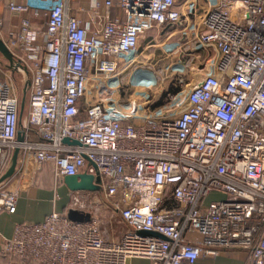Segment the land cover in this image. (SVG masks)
<instances>
[{
	"label": "built area",
	"instance_id": "built-area-1",
	"mask_svg": "<svg viewBox=\"0 0 264 264\" xmlns=\"http://www.w3.org/2000/svg\"><path fill=\"white\" fill-rule=\"evenodd\" d=\"M204 1L214 4L201 11L196 43L216 53L211 68L184 98L171 100L169 112L136 121L135 108L88 98L89 82L118 90L141 36L181 20L177 0H104V12L91 0L80 8L89 10L87 23L69 14L70 0H0L15 14L46 19L37 27L24 16L11 42L3 37L24 65L25 87L12 73L3 79L0 65V210L16 211L12 185L26 159L38 168L53 163L56 178L101 177L99 191H72L68 210L89 212V220H70L67 210L17 223L0 264H195L231 249L264 264V0ZM115 5L124 19L109 13ZM98 16L103 25L92 31ZM94 192L119 212L120 238L104 237ZM211 194L220 197L208 200Z\"/></svg>",
	"mask_w": 264,
	"mask_h": 264
},
{
	"label": "crops",
	"instance_id": "crops-1",
	"mask_svg": "<svg viewBox=\"0 0 264 264\" xmlns=\"http://www.w3.org/2000/svg\"><path fill=\"white\" fill-rule=\"evenodd\" d=\"M16 1L22 2L26 0ZM90 2L91 0H70L69 14L81 18L87 23L89 21V10L82 11L80 8H89ZM100 3L101 11L104 12V0H100ZM190 3H195L194 8H196V13L193 15H191L193 11L190 8ZM213 4L214 3L204 0H177L176 8L182 10L183 13L181 20L148 30L139 40V47L134 54V59H138L141 55L144 56L145 54L150 56L153 55L154 59V57H156L153 51L154 49L160 50L157 53V57H160L158 59L171 57L172 55L173 59L181 60L180 55L185 54L187 57L183 56L182 59L186 60L185 62L189 59L194 61L191 65L192 68L195 65L202 66V71L205 75L207 70L211 68L212 60L216 58V53L210 48H199L196 43V38L203 28L201 24V11H206L210 5ZM109 13L119 19L125 18L118 5L110 8ZM24 16L29 17L32 23L37 27L45 26V18L35 17L31 12H28ZM24 16L15 14L3 4H0V23L3 29V37L7 42H11V35L20 29L21 19ZM102 25L103 19L101 16H98L95 22L90 24V29L96 31L101 29ZM38 42H43L42 38H40ZM140 48H143L141 53ZM187 66L188 65L185 67ZM100 80L102 81V79ZM134 82L135 80L130 76L123 84L120 82V84L123 85H120V88L126 85H130V88H132L135 84ZM143 82L144 81L140 79L139 85L143 84ZM91 85H96V81ZM97 86L100 87L99 92L101 91L98 93L99 96L104 99H108L107 95H109L110 92L114 94L120 91L118 89L113 92L107 88L105 82H100ZM87 96L93 99V96L89 95V93ZM111 97L113 98V95ZM55 176L53 163L48 162L38 168L33 160H25L17 180L12 185V187H15L19 192L17 209L14 213L0 210V250L3 240L13 235L17 223L27 221L41 222L53 211L66 212L68 210L71 203L72 191L65 186L63 177L56 178ZM98 193L99 192H94L92 197L99 205H102H100L101 209H105L107 214L111 213L109 204L106 202L101 203L99 199H97ZM218 197H220V195L216 194L215 198ZM103 234L107 240L118 239L122 235L118 236L112 232L106 231H103ZM250 260L251 255L248 250L231 249L220 250L215 254L203 255L198 258L195 264H249ZM128 264H152V262L146 259H130Z\"/></svg>",
	"mask_w": 264,
	"mask_h": 264
},
{
	"label": "rangeland",
	"instance_id": "rangeland-1",
	"mask_svg": "<svg viewBox=\"0 0 264 264\" xmlns=\"http://www.w3.org/2000/svg\"><path fill=\"white\" fill-rule=\"evenodd\" d=\"M3 29L0 23V42L3 41ZM153 50V49H152ZM143 48H140V53ZM156 57L153 59V55L145 54L141 55L134 63L120 75V82L123 84L130 76L135 80V84L132 88L129 86L119 88V92L107 95V98L113 95L114 103L117 107L124 110L125 112L130 111L135 108V113L138 119H143L144 117L164 115L169 112L171 100L174 97L184 98L185 94L197 84L204 76L202 71V66H194L192 64L194 61L191 59L183 60L182 57L185 54H181V60H175L171 57L161 58L158 56L160 50H153ZM9 52V51H8ZM153 54V53H151ZM174 56V54H173ZM177 56V55H176ZM16 58L8 53V56L0 52V65L3 68L4 74L2 78H7L5 72H9L14 77H18V82L22 88L25 87L24 75L20 71L19 65L16 63ZM188 65L187 67H185ZM100 79L105 80V77L100 75ZM143 80V84L139 85V81ZM93 79L89 82V95L93 98H98L100 92L96 85H91ZM138 85H137V84ZM120 84V85H121ZM123 86V85H121ZM124 88V89H123ZM123 89V90H122ZM172 89L178 90L176 93L172 92ZM104 99V98H102ZM163 101L161 105H157V102ZM107 101V100H104ZM216 194H211L208 200L214 199ZM99 201L102 203H107V199L102 192L98 193ZM98 203V202H97ZM101 205V204H100ZM102 206V205H101ZM105 209L99 212L100 218L102 220V230L106 232H112L115 235H121L125 229L124 223L121 220L120 214L117 210H111V213H106Z\"/></svg>",
	"mask_w": 264,
	"mask_h": 264
},
{
	"label": "water",
	"instance_id": "water-1",
	"mask_svg": "<svg viewBox=\"0 0 264 264\" xmlns=\"http://www.w3.org/2000/svg\"><path fill=\"white\" fill-rule=\"evenodd\" d=\"M0 52L4 55L8 56V49L3 41L0 42ZM20 64V63H19ZM19 66L24 67V65L20 64ZM26 74L28 79L30 78L29 71L26 70ZM28 108V95L26 93L23 94L22 100L20 102V124L21 129L23 128L26 120V113ZM21 132V131H20ZM65 143L79 144V142L75 139L65 138ZM17 159H14V164H16ZM63 182L65 186L71 191H80V190H88V191H99L101 177L99 175L89 174V173H78L74 175H66L63 177ZM67 216L70 220L73 221H87L90 219L91 214L89 212H84L82 210H78L75 208H70L67 211ZM141 234L146 235H157L156 232L152 231H140Z\"/></svg>",
	"mask_w": 264,
	"mask_h": 264
},
{
	"label": "trees",
	"instance_id": "trees-1",
	"mask_svg": "<svg viewBox=\"0 0 264 264\" xmlns=\"http://www.w3.org/2000/svg\"><path fill=\"white\" fill-rule=\"evenodd\" d=\"M178 90H176V89H172V92L173 93H176ZM162 103H164L163 101H159V102H157V105H161Z\"/></svg>",
	"mask_w": 264,
	"mask_h": 264
}]
</instances>
